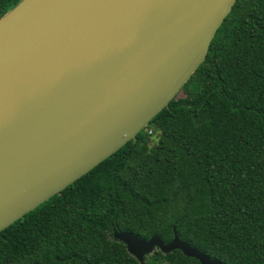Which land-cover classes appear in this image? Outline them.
<instances>
[{
	"label": "trees",
	"instance_id": "obj_1",
	"mask_svg": "<svg viewBox=\"0 0 264 264\" xmlns=\"http://www.w3.org/2000/svg\"><path fill=\"white\" fill-rule=\"evenodd\" d=\"M22 0H0V18ZM138 135L0 232V264H140L115 231L264 264V0H237L205 62ZM145 264H200L156 249Z\"/></svg>",
	"mask_w": 264,
	"mask_h": 264
},
{
	"label": "water",
	"instance_id": "obj_2",
	"mask_svg": "<svg viewBox=\"0 0 264 264\" xmlns=\"http://www.w3.org/2000/svg\"><path fill=\"white\" fill-rule=\"evenodd\" d=\"M237 0H22L0 18V232L138 135L205 62ZM140 264L181 240L114 233Z\"/></svg>",
	"mask_w": 264,
	"mask_h": 264
},
{
	"label": "rangeland",
	"instance_id": "obj_3",
	"mask_svg": "<svg viewBox=\"0 0 264 264\" xmlns=\"http://www.w3.org/2000/svg\"><path fill=\"white\" fill-rule=\"evenodd\" d=\"M178 97H181V94H178Z\"/></svg>",
	"mask_w": 264,
	"mask_h": 264
}]
</instances>
